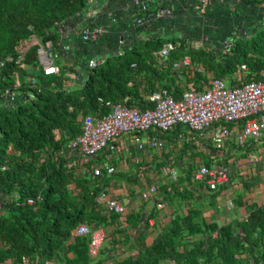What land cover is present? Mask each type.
<instances>
[{"label": "trees", "instance_id": "16d2710c", "mask_svg": "<svg viewBox=\"0 0 264 264\" xmlns=\"http://www.w3.org/2000/svg\"><path fill=\"white\" fill-rule=\"evenodd\" d=\"M246 1L254 7L264 3ZM89 4L90 0H0V60L21 52L25 55L24 67L9 62L0 77V100H4L0 105V264H23V257L29 264H109L112 257L107 249L90 255V236L76 235L78 225L119 224L124 216L127 224L138 226L140 213L113 212L98 200L109 176L118 179L121 173L103 169L94 176L91 171L104 162L86 159L69 146L82 132L87 115H107L115 103L146 109L151 107L149 94L154 91L167 89L179 98L190 83L201 89L209 73L232 78L245 63L248 80L258 78L264 67V22L260 21L253 33L237 37L223 53L194 48L183 39L163 61L157 52L164 38L141 39L88 68L82 86L70 87L71 66L61 63V53L57 54L62 40L59 30L70 19L85 21ZM130 9L137 18L148 11L134 3ZM129 27L134 32L141 28ZM31 36L38 41H29ZM48 40L53 41L55 61L61 66L59 74L50 76L37 69V49ZM99 41L103 40H89L90 50L99 49ZM184 56L190 57L192 66L180 71L175 64ZM16 71H22L27 80L15 87ZM6 90L12 92L13 100L6 97ZM190 158L178 178L170 179L163 193L158 191L155 196L165 201L193 199L195 189L190 186L195 184L196 158L206 165L212 159L201 150L193 151ZM28 198H34V203H27ZM199 213L193 208L173 214L148 246L136 254L115 256L112 264H242L236 254L243 246V236H235L229 225L205 226ZM156 214L154 210L151 216ZM211 231L217 235L213 237ZM200 232L207 234L206 239L196 238ZM253 264H264V251Z\"/></svg>", "mask_w": 264, "mask_h": 264}, {"label": "crops", "instance_id": "0c3cea01", "mask_svg": "<svg viewBox=\"0 0 264 264\" xmlns=\"http://www.w3.org/2000/svg\"><path fill=\"white\" fill-rule=\"evenodd\" d=\"M133 2L134 0H92L85 11V14L92 11V15L85 18L88 21L73 18L66 21L63 29L59 30L62 40L59 41L57 54L61 53L60 59L71 66L67 79L70 87L82 86L91 60H105L108 55L117 54L124 46L130 47L141 39L158 35L164 38V43L173 39L178 42L183 39L199 41L201 47L223 53L230 49L237 37L248 36L255 27L264 22V3H257L254 7L246 0H210L202 10L197 0H149L148 11L142 17L143 22L137 24V17L130 9ZM130 24L141 28L134 32L128 28ZM99 27H103L105 32L96 40L103 41H99V49L90 50L92 45L80 39L81 31L84 28ZM63 44L67 47L64 50L61 47ZM83 62L86 63V68ZM247 67L246 74L249 73V66ZM175 68L182 71L185 66ZM240 72L241 66L234 77H227L229 87L243 82L244 76ZM209 75L203 87L215 76L212 73ZM13 78L16 81L15 86L27 80L22 71L14 72ZM18 93L19 91L14 94ZM2 103L4 100H0V105ZM179 127L161 132L159 135L165 142V147L156 150L137 152L134 133H126L118 138L121 150L114 153L113 164L116 172L121 174L118 179L109 176L105 190L107 197H115L127 204V213H140V222L138 226H132L122 216L119 224L114 222L99 225L108 231L101 249H107V255L112 257L109 264H112L115 256L124 257L138 253L153 241L173 214H183L193 208L197 213L200 212L205 226L229 225L235 236H243V246L236 255L242 264H253L255 257L264 251V136L257 141L249 140L243 147L238 148L235 134L240 125L237 124L233 126V133L226 144L218 148L213 145L212 129L202 136L195 135L192 138L186 126L182 125L178 131ZM181 134L183 137L179 139ZM140 136L144 139L147 135L142 133ZM187 144L191 147L188 148ZM198 150L210 156L211 163L229 166L231 179L214 190L203 183H195L190 186L195 189L192 200L168 198L166 211L157 207V196L149 199L140 196L141 191L151 182H156L158 190L163 193V187L169 185L171 178L161 172V167L171 165L181 171L191 159L192 152ZM137 156L140 157L139 162L136 161ZM89 159L101 162L106 160L102 152ZM196 162L197 165L202 163L198 158ZM104 205L107 207L105 202ZM154 210L157 214L151 216ZM241 223L245 224L244 229ZM118 229L121 232H117ZM211 234L213 237L217 235L212 231ZM206 237L204 232L196 234L197 239Z\"/></svg>", "mask_w": 264, "mask_h": 264}, {"label": "built area", "instance_id": "2783aa9c", "mask_svg": "<svg viewBox=\"0 0 264 264\" xmlns=\"http://www.w3.org/2000/svg\"><path fill=\"white\" fill-rule=\"evenodd\" d=\"M200 8L205 9L210 0H197ZM92 0H90V4ZM135 6L142 10L148 8L149 0H134ZM169 12V11H168ZM85 18L92 15L90 10L86 12ZM143 18H137L136 23L141 24ZM103 27L81 31V37L86 41H94L103 33ZM29 41L37 42L35 36H31ZM194 48H201L199 41H187V45ZM178 41L169 40L165 42L157 52L158 57L165 61L170 52L177 48ZM54 43L52 40L41 44L37 49V61L41 66L44 75L50 76L59 74L61 66L55 61ZM63 50L66 45H62ZM24 52L18 57L12 55L0 60L1 69L7 63L13 62L18 66L24 67ZM102 60H91L90 68L99 64ZM191 67V59L184 56L175 66ZM248 67L245 63L241 65L242 77L245 78L241 84L227 86L224 78L213 76L208 85L201 89L189 86L179 98H175L167 89H161L149 94L151 107L141 109L137 106H129L123 103L112 104V110L107 115L97 117L87 115L83 120L82 132L70 143V148L78 150L84 157L96 156L103 153L105 162L97 165L91 171L94 176L102 174L103 169L112 174L116 167L112 162L114 153L121 150L118 138L126 133H134L136 151L150 149H160L165 147V142L160 137L161 132H168L180 125H184L190 131L192 138L204 135L212 129V141L218 148L223 147L233 133V126L239 124L240 129L236 132V145L243 147L247 141H257L264 136V68L260 71L258 78L246 79ZM33 83L37 82L35 77H31ZM15 86V85H14ZM16 87V86H15ZM6 97L13 100L15 97L11 91L6 90ZM109 104V102H108ZM146 134L142 138L140 134ZM183 134L179 136V139ZM137 162L140 157L137 156ZM161 172L171 178L177 179L181 171L176 166L164 165ZM231 179V169L229 166L217 164H199L193 173L192 180L195 183H203L211 190L217 189L219 185H224ZM158 184L151 182L148 187L141 191L143 199H149L158 194ZM107 191H103L99 197L100 202H105L108 209L120 214L127 213V204L115 197H107ZM34 198H28L27 203H34ZM1 206V204H0ZM157 207L160 210L167 209L165 199L160 195L157 199ZM164 226V223L161 224ZM76 235H89V253L97 256L102 244L108 236V231L103 226L94 227L88 222H82L75 230ZM23 264H29L26 257H23ZM46 264H51L46 261Z\"/></svg>", "mask_w": 264, "mask_h": 264}, {"label": "rangeland", "instance_id": "374dc122", "mask_svg": "<svg viewBox=\"0 0 264 264\" xmlns=\"http://www.w3.org/2000/svg\"><path fill=\"white\" fill-rule=\"evenodd\" d=\"M240 36H241V35H240ZM60 62L62 63L63 61L61 60ZM37 69H38V72H39V73H42V68H41L40 65H38V68H37ZM68 76H69V75H68ZM224 79H225V81H226L227 86L230 85V83H229V79H228V78H224ZM213 145H214V143H213ZM214 147H215V145H214ZM211 148H212V147H211ZM211 148H210V149H211ZM182 155H183V154H182ZM156 219L158 220V218H156Z\"/></svg>", "mask_w": 264, "mask_h": 264}, {"label": "water", "instance_id": "95a60500", "mask_svg": "<svg viewBox=\"0 0 264 264\" xmlns=\"http://www.w3.org/2000/svg\"><path fill=\"white\" fill-rule=\"evenodd\" d=\"M129 26V25H128ZM129 29H130V27H129ZM131 30V29H130ZM77 33H78V31H77ZM79 34V33H78ZM234 35L236 36V33H234ZM235 38V37H234ZM233 38V39H234ZM81 40H83L82 38H81ZM84 41V40H83ZM90 158H92V156H90Z\"/></svg>", "mask_w": 264, "mask_h": 264}]
</instances>
